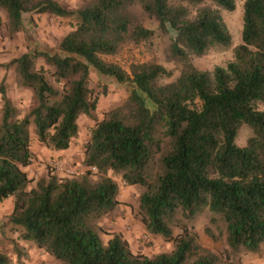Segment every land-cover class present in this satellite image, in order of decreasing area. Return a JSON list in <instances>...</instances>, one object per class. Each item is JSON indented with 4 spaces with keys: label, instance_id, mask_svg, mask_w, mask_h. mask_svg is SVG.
Masks as SVG:
<instances>
[{
    "label": "trees",
    "instance_id": "obj_1",
    "mask_svg": "<svg viewBox=\"0 0 264 264\" xmlns=\"http://www.w3.org/2000/svg\"><path fill=\"white\" fill-rule=\"evenodd\" d=\"M85 1L69 11L55 0H0L10 34L22 29L26 14L75 21L53 53L37 48L9 63L16 85L32 92L34 105L25 113L0 83V203L12 202L4 225L59 264L264 259V0L244 1L242 42L231 61L212 71L196 69L192 57L230 45L220 10L232 12L234 0ZM135 9L154 19L159 31L175 33L169 57L179 75L172 82H161L172 72L156 63H131L127 72L104 60L152 38ZM39 60L45 67L37 66ZM92 71L128 86L125 101L101 120L95 118ZM80 116L95 122L84 171L47 172L31 187L25 171L34 155L31 136L45 149L65 151L79 136ZM243 124L253 135L239 148L234 139ZM114 177L142 188L135 216L146 233L171 244L170 252H135L117 233L103 241L100 221L120 204ZM204 209L217 230L207 227L206 234L225 241L220 253L199 242L194 222ZM13 252L18 261L25 255L18 242ZM0 264H13L10 255L0 251Z\"/></svg>",
    "mask_w": 264,
    "mask_h": 264
},
{
    "label": "rangeland",
    "instance_id": "obj_2",
    "mask_svg": "<svg viewBox=\"0 0 264 264\" xmlns=\"http://www.w3.org/2000/svg\"><path fill=\"white\" fill-rule=\"evenodd\" d=\"M66 10H76L86 3L85 0H55ZM245 0H234L235 9L232 12L220 10L223 21L227 27L231 37L230 45L213 46L203 56L192 57L193 66L201 71H212L215 67H224L233 58V50L241 44V29H242V13L243 3ZM206 5H211L206 2ZM194 11V8H191ZM139 17L142 25L154 32L151 39L140 44H128L123 46L120 51L114 56L103 57L105 61L116 63L124 70L129 72L131 63H156L168 71L172 72L170 79L161 80L162 83L172 82L179 75V68L176 63L169 57V47L175 37V33L170 30L168 33L159 31L158 24L154 19L148 18L142 14L139 9L134 11ZM0 18L3 26L0 31V83L3 81L6 94L13 104L22 112L25 113L34 105L32 92L29 89L20 88L15 83V69L9 63L21 56L22 54L37 48L53 53L62 38L73 30L75 21L72 18L56 17L49 14L41 15H24V24L22 29L14 34L8 31L7 13L0 8ZM37 66H44V62L39 60ZM90 88L93 96L97 100L95 118L101 120L102 115L107 110L121 105L128 95V86L118 84L115 80L100 76L92 71L90 75ZM1 106V100H0ZM94 121L88 117L80 116L78 119L79 136L72 141L71 150L68 154L74 160L71 161V169L74 174L84 171L81 163L84 155L85 145L89 140L90 129L94 126ZM253 135L252 129L243 124L237 131L234 139L236 147H244L247 140ZM31 151L33 158L30 166L25 171L30 179H32L31 187L35 181L47 172L59 173L65 170L61 164V159L52 156L50 150L43 148L35 142L34 136H31ZM65 160V159H64ZM59 163V167L54 165ZM65 175H71L65 173ZM119 185L118 200L120 204L118 209L123 210L120 213L123 217L125 214L132 219L130 225H124L127 232L134 231V224L141 229L142 234L137 238L140 248L137 252H145L147 255H154L161 252H170L172 246L170 243L163 241L159 237H154L146 233L144 226L136 218L137 199L142 192V188L128 187L119 178L114 177ZM12 202L7 199L0 203V251L10 255L13 264H59L53 257L45 254L41 250L35 248L32 244L24 241H18V234L10 230V227L4 225L6 218L11 213ZM211 213L204 209L194 222L195 231L198 234L200 244L210 250L222 252L225 249V241L223 238L214 241L206 234L205 229L210 227L214 233L217 230L209 222ZM135 221V222H133ZM104 233L101 234L105 242L109 233L101 226ZM144 236H146L144 238ZM18 242L24 248L25 255L20 257L18 261L13 252V243ZM248 256L250 254H247ZM244 256V255H243ZM243 256L241 258H243ZM262 258V257H261ZM242 260V259H241Z\"/></svg>",
    "mask_w": 264,
    "mask_h": 264
},
{
    "label": "crops",
    "instance_id": "obj_3",
    "mask_svg": "<svg viewBox=\"0 0 264 264\" xmlns=\"http://www.w3.org/2000/svg\"><path fill=\"white\" fill-rule=\"evenodd\" d=\"M71 150V146L69 149L65 150V151H60V152H54L52 153L53 157L56 158H60L61 159V164L62 166H64L65 170L60 171V175L63 176L65 175V173L71 172L73 171L71 169V161H73V158L76 157H70L68 156L69 152ZM65 159V160H64ZM120 213H123V210L118 209V207L110 214H108L104 219H102L100 221V226H103L104 230L108 233H117L119 234L123 240H125L127 242V244L129 245V247L137 252L140 248V245H138V241L137 238L140 236V234H142L141 229H139V227H137V224H132L134 225V231L131 232H127L124 229V225H130L132 222V219L129 217V215L125 214L123 217L121 216ZM141 254H145L147 255L145 252H141ZM242 264H264V259L257 256V255H244L242 258Z\"/></svg>",
    "mask_w": 264,
    "mask_h": 264
},
{
    "label": "built area",
    "instance_id": "obj_4",
    "mask_svg": "<svg viewBox=\"0 0 264 264\" xmlns=\"http://www.w3.org/2000/svg\"><path fill=\"white\" fill-rule=\"evenodd\" d=\"M55 167H59L60 166V164L59 163H56L55 165H54ZM91 171H95V169L94 168H91ZM69 174H74V172L73 171H71V172H68ZM146 236H144V238H145Z\"/></svg>",
    "mask_w": 264,
    "mask_h": 264
}]
</instances>
